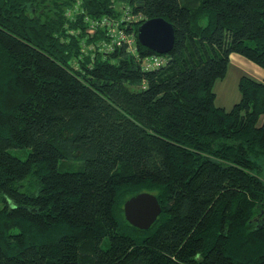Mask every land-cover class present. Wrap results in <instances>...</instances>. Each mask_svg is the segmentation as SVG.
<instances>
[{"label": "trees", "instance_id": "16d2710c", "mask_svg": "<svg viewBox=\"0 0 264 264\" xmlns=\"http://www.w3.org/2000/svg\"><path fill=\"white\" fill-rule=\"evenodd\" d=\"M75 2L0 0V264H264V0ZM232 53L263 76L226 109Z\"/></svg>", "mask_w": 264, "mask_h": 264}, {"label": "water", "instance_id": "95a60500", "mask_svg": "<svg viewBox=\"0 0 264 264\" xmlns=\"http://www.w3.org/2000/svg\"><path fill=\"white\" fill-rule=\"evenodd\" d=\"M138 41L157 53H166L174 43V30L170 21L154 16L143 20L137 27ZM157 197L146 191L128 197L123 203L127 222L139 229H147L160 213Z\"/></svg>", "mask_w": 264, "mask_h": 264}, {"label": "crops", "instance_id": "0c3cea01", "mask_svg": "<svg viewBox=\"0 0 264 264\" xmlns=\"http://www.w3.org/2000/svg\"><path fill=\"white\" fill-rule=\"evenodd\" d=\"M246 65H248V62L242 55L237 53H232L230 55V60L224 76L216 79L213 85L215 102L218 105L228 109L239 99L240 94L237 85L242 73H248L257 79L262 78L263 70L252 72L246 68ZM217 83L223 84V87L216 86Z\"/></svg>", "mask_w": 264, "mask_h": 264}, {"label": "rangeland", "instance_id": "374dc122", "mask_svg": "<svg viewBox=\"0 0 264 264\" xmlns=\"http://www.w3.org/2000/svg\"><path fill=\"white\" fill-rule=\"evenodd\" d=\"M67 1H71V0H67ZM74 1L78 2V0H74ZM76 2H75V3H76ZM233 55H235V54H233ZM244 58H245V57H244ZM246 60H247V62H248V65H246V68L249 69L250 71L255 72V71L262 70V68H261L260 66L256 65L255 63L251 62V61L248 60V59H246ZM216 86H222V87H223V84H221V83H217ZM229 87H230V86H229ZM71 164L74 165V164H77V163L74 162V163H71ZM125 195H126V193H124V194L121 196V199H122ZM257 223H258L257 218H255V219L251 218V219H250V222H249L248 225H252V226H254V225H256Z\"/></svg>", "mask_w": 264, "mask_h": 264}, {"label": "built area", "instance_id": "2783aa9c", "mask_svg": "<svg viewBox=\"0 0 264 264\" xmlns=\"http://www.w3.org/2000/svg\"><path fill=\"white\" fill-rule=\"evenodd\" d=\"M129 50L133 52V50H131V49H129Z\"/></svg>", "mask_w": 264, "mask_h": 264}]
</instances>
